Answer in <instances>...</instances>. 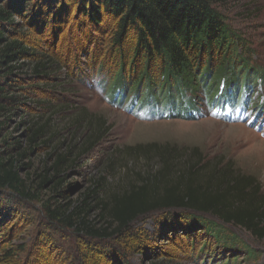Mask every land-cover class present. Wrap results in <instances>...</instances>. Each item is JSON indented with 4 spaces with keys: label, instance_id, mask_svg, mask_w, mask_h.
Masks as SVG:
<instances>
[{
    "label": "rangeland",
    "instance_id": "374dc122",
    "mask_svg": "<svg viewBox=\"0 0 264 264\" xmlns=\"http://www.w3.org/2000/svg\"><path fill=\"white\" fill-rule=\"evenodd\" d=\"M70 5L69 15H58L56 24H31L25 17L16 18L21 38L37 56L21 61L27 65L19 71L17 79L22 80L24 90L18 94L27 100L4 134L10 140L19 139L22 149H13L11 155L38 199L24 200L11 191L0 193V204L5 207L0 213V264H264V241L234 226L225 227L254 251V258L244 249L240 255L234 254L206 234L193 240L182 232L159 238L164 219L161 212L139 218L111 240L93 239L51 220L48 209L78 201L104 174L114 186L137 180L140 172L151 167L159 169L157 156L146 157L129 149L151 144L188 154L198 150L209 160L232 162L239 172L256 177L264 192V81L244 90L246 105L237 95L235 103L240 104L226 106L225 111L217 103L210 106L206 92L198 93L194 107L198 112L189 119L133 110L130 98L116 105L109 100L107 90L121 66L116 28L90 25L72 1ZM219 9L251 49L250 65L264 71V0H238ZM40 54L55 64L56 74L50 79L35 77L32 72L38 61L45 60ZM127 56L129 53L124 61L127 70L137 72ZM218 65L216 60L214 70ZM213 92H208V97ZM86 112L104 119L110 131L97 149L78 155L87 121L79 128L75 119ZM6 121L0 118L2 124ZM45 124L44 137L30 144L31 131ZM25 151L28 153L20 157ZM59 156H67L69 161L60 186L62 195L54 190L53 183L38 189L41 176L53 175L50 170ZM112 160L115 167L106 172ZM98 213L92 210L89 220L102 228L105 223H99Z\"/></svg>",
    "mask_w": 264,
    "mask_h": 264
},
{
    "label": "trees",
    "instance_id": "16d2710c",
    "mask_svg": "<svg viewBox=\"0 0 264 264\" xmlns=\"http://www.w3.org/2000/svg\"><path fill=\"white\" fill-rule=\"evenodd\" d=\"M34 1L0 0V118L7 120L0 122V193L11 191L24 200L38 199L11 155L13 149H22L19 139L10 140L4 134L27 100L18 94L24 90L22 80L17 79L19 71L27 65L21 61L37 56L21 38L17 17L30 19L31 24H56L58 15H69L72 1L90 25L100 29L114 26L115 46L122 55L120 70L107 86L109 100L118 105L130 98L131 109L150 110L155 116L189 119L198 112L194 109L196 96L203 91L208 104L217 103L223 111L226 106L240 104L235 103L237 95L244 106L248 103L244 90L264 81V71L250 65L252 53L246 40L227 24L219 9L238 0ZM128 53L132 68L137 67L135 73L126 68ZM216 60L219 65L214 70ZM54 66L50 59L40 60L32 72L35 77L50 79L56 74ZM211 90L214 92L208 97ZM89 115L86 112L75 119L79 128L87 121L78 155L97 149L110 131L104 119ZM46 129L47 124L31 131L30 144L44 137ZM3 144L6 147L2 148ZM129 149L146 157L157 156L161 167H151L140 172L137 180L114 186L104 174L78 201L48 209L51 220L93 239L111 240L139 218L161 212L164 219L159 238L182 232L193 240L206 234L234 254L240 255L244 249L249 257H255L254 251L225 226L241 228L264 241V192L256 177L239 172L232 162L209 160L198 150L188 154L156 144ZM67 158L56 159L50 170L53 175L41 176L38 189L53 183L59 195L64 193L60 186L69 167ZM76 162H71V168ZM115 164L112 160L106 172ZM3 206L0 204V213ZM92 210H98L99 223H105L104 227L97 228L89 220Z\"/></svg>",
    "mask_w": 264,
    "mask_h": 264
}]
</instances>
